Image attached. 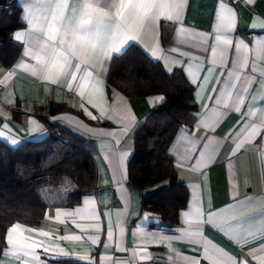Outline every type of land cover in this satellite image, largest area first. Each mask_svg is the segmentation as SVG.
Returning <instances> with one entry per match:
<instances>
[{"label": "crops", "instance_id": "obj_1", "mask_svg": "<svg viewBox=\"0 0 264 264\" xmlns=\"http://www.w3.org/2000/svg\"><path fill=\"white\" fill-rule=\"evenodd\" d=\"M57 2L18 0L4 21L9 41L0 48V139L12 147L42 140L50 124L71 133L93 148L95 188L75 206L48 207L38 225L13 223L8 229L21 226L13 233L20 245H42L34 249L40 261L6 243L0 264H42L46 256L51 264H264V0H183L179 20L172 7L179 0H155L163 7L143 27L125 7L134 35L107 55L102 42L81 46L65 26L81 22L86 5L90 15L83 19L115 24L128 0H64V19L53 24ZM131 45L168 73L183 71L194 86V124L181 128L170 146L188 189L187 206L172 226L143 207L145 196L168 181L141 189L128 178L135 132L164 100L108 87L112 59ZM14 46L18 54L6 65Z\"/></svg>", "mask_w": 264, "mask_h": 264}, {"label": "trees", "instance_id": "obj_2", "mask_svg": "<svg viewBox=\"0 0 264 264\" xmlns=\"http://www.w3.org/2000/svg\"><path fill=\"white\" fill-rule=\"evenodd\" d=\"M18 50L11 48L6 65ZM107 83L129 97L164 96L135 132L128 178L141 189L168 181L167 188L145 196L143 207L176 225L187 206L188 189L178 176L170 146L181 128L194 124V86L183 71L168 73L138 45L112 59ZM57 108L52 104L51 112ZM50 129L46 138L17 147L0 139V250L6 247V233L13 223L38 225L48 207L75 206L95 188L91 144L57 126L50 124Z\"/></svg>", "mask_w": 264, "mask_h": 264}, {"label": "snow or ice", "instance_id": "obj_3", "mask_svg": "<svg viewBox=\"0 0 264 264\" xmlns=\"http://www.w3.org/2000/svg\"><path fill=\"white\" fill-rule=\"evenodd\" d=\"M183 0H179L174 7L176 11V19L179 20V9L182 5ZM67 7V4L64 2V0H60V2L55 3V8L52 12V22L53 24L62 21L64 19L63 9ZM89 6H85V12L83 16H89L90 13L87 11V8ZM121 11H118L116 15L120 18L119 22L115 24H103L101 21L97 20L96 23H93L90 19L85 20L83 19V16L81 18V22L79 23H72L71 20H69L68 24L65 26L66 31H70L73 34L74 41H77L80 43L81 46L85 44V42L90 41H99L103 44V54L107 55L108 52H118L123 47L125 38H132L134 35V31L126 22V19L123 15V9L125 7H128L130 9V15L135 16L137 18L136 22L143 27L144 23L147 22V24L150 26L156 19L157 15L159 14L158 10L163 7V5H159L155 3V0H138L137 3H133L132 0H128V4H121L120 6ZM167 19L171 20L172 17L168 16ZM49 33L48 37L49 39H55V29L52 27V25L49 26ZM79 33L81 35L77 36L76 34ZM17 39H20V36H17ZM219 37H217V40L219 41ZM61 43H63V40H61ZM224 44L230 45L232 42L229 40H224ZM93 47L95 45H92ZM72 52V55H77V50L74 45L69 46ZM217 51L216 47L212 48V53L215 54ZM237 51H239V48H237ZM59 57H63L64 63L71 66L70 59L65 56L63 53L56 54ZM76 70L79 71L80 65L77 64ZM61 68H63V65H61ZM91 73H85V76H90ZM76 79L75 72L72 74V80ZM55 82V80H53ZM69 89H71V82H69L68 85ZM83 93H81L82 95ZM91 103V101L89 102ZM95 107V105H92ZM82 110L85 111V114L88 115L91 119H96L95 116L92 115L91 112L87 111V109L84 107V105H81ZM103 115V113H101ZM262 137H264V130L261 131L260 134ZM57 215H59V212H57ZM20 225L16 224L10 229L7 230L6 234V243L10 246H12L16 252L17 255L22 257H30L34 261H40V257L35 254L34 249L36 247H42L36 246V245H29L24 244L20 245V241L17 239H13V233L17 232L18 229H20ZM22 231H29L28 229H22ZM45 253L48 252L47 248L43 249ZM3 251V250H0ZM61 255H66V253H61ZM52 260L59 259L56 256H53L51 258ZM42 264H51V260L49 257H45Z\"/></svg>", "mask_w": 264, "mask_h": 264}, {"label": "built area", "instance_id": "obj_4", "mask_svg": "<svg viewBox=\"0 0 264 264\" xmlns=\"http://www.w3.org/2000/svg\"><path fill=\"white\" fill-rule=\"evenodd\" d=\"M228 4L235 5L239 0H225ZM18 0H0V48L9 38V35H4L2 32L4 21L7 17L14 15Z\"/></svg>", "mask_w": 264, "mask_h": 264}]
</instances>
